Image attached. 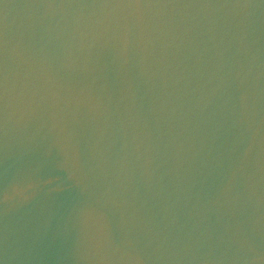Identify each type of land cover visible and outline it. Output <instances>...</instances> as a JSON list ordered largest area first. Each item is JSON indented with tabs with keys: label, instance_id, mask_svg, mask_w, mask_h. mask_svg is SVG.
<instances>
[{
	"label": "water",
	"instance_id": "water-1",
	"mask_svg": "<svg viewBox=\"0 0 264 264\" xmlns=\"http://www.w3.org/2000/svg\"><path fill=\"white\" fill-rule=\"evenodd\" d=\"M0 264H264V0H0Z\"/></svg>",
	"mask_w": 264,
	"mask_h": 264
}]
</instances>
